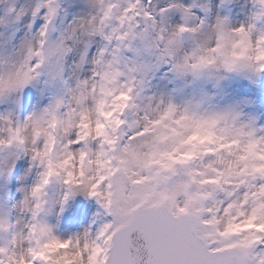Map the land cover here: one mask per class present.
<instances>
[{"label": "snow or ice", "instance_id": "obj_1", "mask_svg": "<svg viewBox=\"0 0 264 264\" xmlns=\"http://www.w3.org/2000/svg\"><path fill=\"white\" fill-rule=\"evenodd\" d=\"M153 3L88 0L60 30V0H0V30L31 17L0 55V104L41 78L67 86L27 116L0 111V175L23 157L36 169L19 215L0 211V264H264V135L234 110L145 95L164 65L177 77L264 72V31L193 25L191 7ZM173 9L184 23H168ZM81 192L102 212L56 234L45 217Z\"/></svg>", "mask_w": 264, "mask_h": 264}, {"label": "rangeland", "instance_id": "obj_2", "mask_svg": "<svg viewBox=\"0 0 264 264\" xmlns=\"http://www.w3.org/2000/svg\"><path fill=\"white\" fill-rule=\"evenodd\" d=\"M21 5L30 6L36 0H19ZM173 2L191 7L188 22L195 25L201 20L207 25H214L217 19H224L233 28L255 23L257 33L264 31V15L254 19L260 12L257 0H154L153 8H167ZM61 14L57 25L63 30L75 18L86 15L89 11L88 0H60ZM31 17L7 30H0V55L7 56L19 47L26 35L27 25ZM167 21L171 25L184 23L183 13L170 10ZM44 23L36 19L33 31ZM18 28L13 38L11 33ZM95 52L93 48L91 55ZM75 58V57H74ZM90 65H86L81 75H88ZM71 77V73L68 74ZM75 79H70V85ZM69 85V86H70ZM67 86L57 82H47L44 78L23 89L17 97L0 104V111L11 109L21 117L27 116L37 108L46 106L52 96ZM145 95L164 96L178 104L202 102L209 109H231L239 114L241 123L251 124L258 135H264V73L220 72L212 76L193 78L192 76L177 77L170 72L167 65L154 70L147 81ZM17 100L19 103L17 104ZM31 161L23 157L16 162L11 174L0 175V211H9L15 219L19 215L18 205L29 191L36 179V169H32ZM53 195L55 190H53ZM102 212L96 198L85 193H77L67 204L55 207L45 217L47 223L56 234L71 236L88 229Z\"/></svg>", "mask_w": 264, "mask_h": 264}, {"label": "clouds", "instance_id": "obj_3", "mask_svg": "<svg viewBox=\"0 0 264 264\" xmlns=\"http://www.w3.org/2000/svg\"><path fill=\"white\" fill-rule=\"evenodd\" d=\"M206 35H207V36H210V35H211V31H209ZM81 193H82V192H81Z\"/></svg>", "mask_w": 264, "mask_h": 264}]
</instances>
